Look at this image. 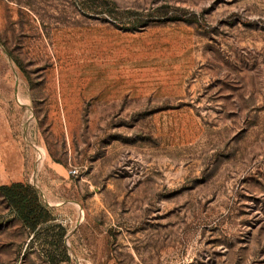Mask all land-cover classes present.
Wrapping results in <instances>:
<instances>
[{
	"label": "rangeland",
	"instance_id": "obj_1",
	"mask_svg": "<svg viewBox=\"0 0 264 264\" xmlns=\"http://www.w3.org/2000/svg\"><path fill=\"white\" fill-rule=\"evenodd\" d=\"M14 181L61 264H264V0H0ZM31 237L0 194V264Z\"/></svg>",
	"mask_w": 264,
	"mask_h": 264
},
{
	"label": "trees",
	"instance_id": "obj_2",
	"mask_svg": "<svg viewBox=\"0 0 264 264\" xmlns=\"http://www.w3.org/2000/svg\"><path fill=\"white\" fill-rule=\"evenodd\" d=\"M0 194L31 234V247L39 245L48 264H61L69 260L64 245L66 228L55 222L52 212L32 185L22 181L0 184Z\"/></svg>",
	"mask_w": 264,
	"mask_h": 264
},
{
	"label": "built area",
	"instance_id": "obj_3",
	"mask_svg": "<svg viewBox=\"0 0 264 264\" xmlns=\"http://www.w3.org/2000/svg\"><path fill=\"white\" fill-rule=\"evenodd\" d=\"M70 173H71V174H75V173H76V170H75V169L70 170Z\"/></svg>",
	"mask_w": 264,
	"mask_h": 264
},
{
	"label": "crops",
	"instance_id": "obj_4",
	"mask_svg": "<svg viewBox=\"0 0 264 264\" xmlns=\"http://www.w3.org/2000/svg\"><path fill=\"white\" fill-rule=\"evenodd\" d=\"M8 158V157H7ZM6 163H7V160H6ZM3 165H5V163L3 164ZM15 182V181H14ZM3 184H9V183H3Z\"/></svg>",
	"mask_w": 264,
	"mask_h": 264
}]
</instances>
